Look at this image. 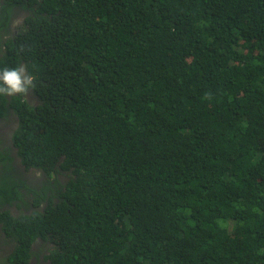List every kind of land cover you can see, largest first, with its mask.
Segmentation results:
<instances>
[{"label": "trees", "instance_id": "16d2710c", "mask_svg": "<svg viewBox=\"0 0 264 264\" xmlns=\"http://www.w3.org/2000/svg\"><path fill=\"white\" fill-rule=\"evenodd\" d=\"M13 7L39 190L10 167L0 205L41 211L0 212L5 261L264 264V0H0V30Z\"/></svg>", "mask_w": 264, "mask_h": 264}, {"label": "flooded vegetation", "instance_id": "af4514ba", "mask_svg": "<svg viewBox=\"0 0 264 264\" xmlns=\"http://www.w3.org/2000/svg\"><path fill=\"white\" fill-rule=\"evenodd\" d=\"M24 14L25 13L22 10H18V8L16 7L11 8V18L9 17L10 21L8 27L0 30V45L3 50L5 49V44L9 40H12V37L16 36V30L18 26L17 24H21L20 20L23 19ZM1 56L2 52L0 53V57ZM14 97H17V95ZM11 99L12 97L4 96V104L0 100V177H4L6 174H10L8 172V169L11 167L13 170L11 171L12 174L17 173V175H19L21 179H23V181L31 190L38 191L39 182L36 181V176H38L37 170L32 168H24L21 165V159L17 154L18 151L13 144L12 138L19 127L20 119L19 116H17L18 113L15 109V105L13 107L12 104L9 103ZM23 100L32 107H36L37 105L36 99L30 91L28 92L27 96H23ZM1 110L4 112H2ZM28 192L29 193L27 194V190L24 188H22L21 190L19 189L20 196H24L25 198L26 196L28 197L26 198V202L30 205V207L23 206L22 203L19 202V200H10L9 202H4L0 205V212L9 211L13 216L19 215L20 212H23L24 214L30 213L34 209V196L30 191ZM5 239L7 240V242H9L8 249L7 246L3 245ZM38 240H36V242L32 244V251L34 253L38 252V248H40L43 244L40 239ZM13 246H15V242L10 238L5 237L0 229V264H6L5 254L10 252L13 249ZM29 264H43L42 257L40 256L39 258H35L34 256H32Z\"/></svg>", "mask_w": 264, "mask_h": 264}, {"label": "clouds", "instance_id": "9594fccd", "mask_svg": "<svg viewBox=\"0 0 264 264\" xmlns=\"http://www.w3.org/2000/svg\"><path fill=\"white\" fill-rule=\"evenodd\" d=\"M17 25L19 26L20 24ZM34 80L35 77L29 73L27 66L23 64L18 67H13V68L5 67L3 69H0V96H7V97H12L16 95L27 96L29 90L35 87ZM40 206L43 207L44 204H40ZM36 210L41 211V208L34 206V209L32 211H36ZM32 211L27 215H30ZM4 212H8V211H4ZM40 240L42 241L43 244L44 243L46 244V241L42 239Z\"/></svg>", "mask_w": 264, "mask_h": 264}, {"label": "rangeland", "instance_id": "374dc122", "mask_svg": "<svg viewBox=\"0 0 264 264\" xmlns=\"http://www.w3.org/2000/svg\"><path fill=\"white\" fill-rule=\"evenodd\" d=\"M39 178L38 176H36V179ZM7 264V263H6Z\"/></svg>", "mask_w": 264, "mask_h": 264}]
</instances>
